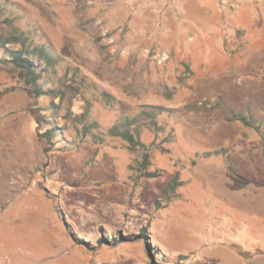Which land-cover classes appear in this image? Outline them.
<instances>
[{"label": "rangeland", "instance_id": "1", "mask_svg": "<svg viewBox=\"0 0 264 264\" xmlns=\"http://www.w3.org/2000/svg\"><path fill=\"white\" fill-rule=\"evenodd\" d=\"M1 1L0 30L19 26L58 60L33 102L0 66V90L13 87L0 94V259L264 264V49L237 48L264 0L176 13L181 0ZM153 105L159 127L140 139L155 176L138 175L139 153L108 128ZM29 171L55 214L22 193Z\"/></svg>", "mask_w": 264, "mask_h": 264}, {"label": "trees", "instance_id": "2", "mask_svg": "<svg viewBox=\"0 0 264 264\" xmlns=\"http://www.w3.org/2000/svg\"><path fill=\"white\" fill-rule=\"evenodd\" d=\"M5 3L0 0V12H2ZM7 23H10V21L8 20ZM57 60L58 57L51 52L45 41H35L30 32L21 29L19 26L10 25L9 29L0 30V66L16 73V76L23 82L22 89L32 102L36 101L39 96L52 92L44 87L41 79ZM11 88L13 87L0 90V94ZM29 111L37 122V115L32 109H29ZM163 111L161 106L153 105L149 109L142 107L133 115H123L120 120L108 128L110 135L119 136L126 142V147L130 152L139 153L138 175L155 176L154 171L147 170V166L150 165V155L145 148V143L140 139V134L141 129L145 127L153 130L158 129L156 115ZM84 117L85 111L72 115L75 122H82L85 119ZM234 117L238 119L239 115ZM242 121L245 123L244 117H242ZM84 128L87 127L84 126ZM51 132L52 130H47L48 136L53 135ZM86 133H88L87 129L85 130ZM38 136L40 137L42 134L38 133ZM139 234L142 235L143 233Z\"/></svg>", "mask_w": 264, "mask_h": 264}, {"label": "crops", "instance_id": "3", "mask_svg": "<svg viewBox=\"0 0 264 264\" xmlns=\"http://www.w3.org/2000/svg\"><path fill=\"white\" fill-rule=\"evenodd\" d=\"M207 1V0H206ZM204 1H199L200 2H206ZM193 2V3H191ZM190 3V7L195 8L196 7V2L194 0H181L178 2H173V6H171L173 8V12L172 13H176L179 11V9L181 8L182 11H184V7ZM207 4L211 7H225L223 5H216L215 3L212 2H208ZM251 7V6H250ZM255 7V5H254ZM176 8V9H174ZM250 15V14H249ZM245 17V16H244ZM243 16L237 17L235 20L237 19H244ZM264 20V18H259L257 19L256 17H252L247 16V18L244 21L249 22L250 24L253 23V25H256V29L252 32H248L245 33V35H243L242 39L243 42H245V45H238L237 48L241 49V50H248L249 52H258L259 49H264L263 45H259L258 41L260 39H262L264 31H262L261 28H259V23H261ZM249 39V40H248ZM246 48V49H245ZM31 114V113H30ZM31 171H29V173H24V175H21L20 182H21V186L20 189L22 191L23 194L26 193H30L32 194V196H35V202L37 204L36 210L41 212V208L51 212V214H55V211L53 210V208L51 207L52 205H47L48 200L45 198L43 192L41 191V185H40V181H41V176L38 174L41 171H37V173H34V175L30 174ZM37 174V175H36ZM33 209V208H32ZM41 215V214H39ZM56 224L59 225L60 230V241L61 243H66V245H68V242L66 240H68L70 243H72L70 241V239L66 236V234L63 232V227L61 225V223L57 220V216H56ZM41 252V246H40V251ZM41 256V254H40ZM7 261L5 259H0V264H6Z\"/></svg>", "mask_w": 264, "mask_h": 264}]
</instances>
